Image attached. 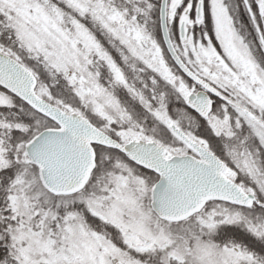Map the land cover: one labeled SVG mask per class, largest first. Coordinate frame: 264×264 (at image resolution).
<instances>
[{
    "label": "snow or ice",
    "instance_id": "snow-or-ice-1",
    "mask_svg": "<svg viewBox=\"0 0 264 264\" xmlns=\"http://www.w3.org/2000/svg\"><path fill=\"white\" fill-rule=\"evenodd\" d=\"M0 264H264V0H0Z\"/></svg>",
    "mask_w": 264,
    "mask_h": 264
}]
</instances>
